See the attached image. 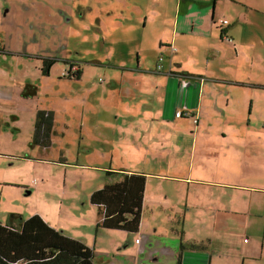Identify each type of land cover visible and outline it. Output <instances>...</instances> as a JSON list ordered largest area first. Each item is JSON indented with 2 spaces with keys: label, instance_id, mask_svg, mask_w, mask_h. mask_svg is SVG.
<instances>
[{
  "label": "crops",
  "instance_id": "obj_1",
  "mask_svg": "<svg viewBox=\"0 0 264 264\" xmlns=\"http://www.w3.org/2000/svg\"><path fill=\"white\" fill-rule=\"evenodd\" d=\"M96 2L87 8L96 16L100 31L107 30L110 38L111 33L119 32L113 45L120 59L110 62L119 73L112 74L101 88L86 82L83 85L89 68L71 60L80 64V75L64 78L80 85L58 97H65L69 107L81 105V129L83 116L95 113L97 105L104 111L109 104L118 109L114 121L103 124L105 130L119 136L112 140L110 134H104L110 150L104 157H119L118 168L107 169L116 173L109 174L105 184L121 180L123 175L118 172L123 171L146 176L137 232L148 239L144 243L145 238L138 241L139 236H131H135L132 244L136 253H164L160 246H154V239L160 236L173 247V257H169L172 264L179 254L180 264H244L249 250L260 247V242L264 249V128L252 125L254 113H263L264 0H176L172 10L164 0ZM150 22L157 26V34L148 45L136 33L140 24L146 27ZM32 32L38 42L47 38L44 34L49 31ZM125 47L139 52L136 62H130L132 59L123 52ZM2 49L0 69L9 66L2 61L8 54L37 57L27 50L17 53L13 48ZM150 53L155 56V68L147 63ZM160 55L167 60L164 70L158 72ZM88 63L104 65L99 57ZM170 70L182 71L187 78L175 79ZM155 74L161 78H151ZM27 84H19L22 86L15 95L33 97L23 94ZM179 110L181 116L176 115ZM96 119L100 125V116ZM57 125L56 120L54 133ZM34 129L35 123L33 133ZM21 182L0 181L2 185L23 187ZM103 186L93 188L91 195ZM146 215H151V223L145 220ZM42 217L92 246L83 233ZM99 221L97 212L98 226ZM161 228L169 230L171 236L161 233ZM180 231L184 242H189L186 247H181ZM244 234L254 241L244 245ZM97 241L96 237L94 246ZM104 254L109 256L111 250Z\"/></svg>",
  "mask_w": 264,
  "mask_h": 264
},
{
  "label": "rangeland",
  "instance_id": "obj_2",
  "mask_svg": "<svg viewBox=\"0 0 264 264\" xmlns=\"http://www.w3.org/2000/svg\"><path fill=\"white\" fill-rule=\"evenodd\" d=\"M164 1L170 10L175 8L176 0ZM89 3L90 6L97 5L96 0H0V37L3 46L9 51L11 48L18 53L27 50L41 56L39 59L7 53V60L2 59L9 66L6 67L7 71L4 67L0 69V181L19 180L24 186L13 187L0 183V221L6 223L12 213L23 217L39 213L52 223L76 229L91 241L93 264H172L169 257H173V247L169 240L160 236L154 239V246H160L164 253L138 255L137 247L132 244L135 236L133 239L131 236H139V232L107 229L96 223L98 209L90 200L91 191L106 183L110 178L107 169L118 168L116 163L119 160V157H115L114 161L109 155L104 157L110 151L105 145L108 139L104 134H110L112 140H118L119 136L113 130H105L103 124L114 121V111L118 109L109 104L104 111L97 105L95 113L83 116L81 129L79 123L83 122L81 116L84 113L81 105L69 107L70 103L65 97L62 100L58 97L60 93L80 85L79 82L72 83L70 79L64 78L63 71L69 66L66 59L77 60L89 68L83 78V85L85 82L92 87L107 85L111 75L119 73L114 66H110L112 60L120 59L113 45V38L119 32L111 33L110 38L107 30L100 31L96 16L88 9ZM153 24L150 22L146 27L140 24L139 32L136 33L144 37L148 45L157 34V26ZM34 25L37 29L31 28ZM45 29L49 31L44 34L47 38H39L35 42L32 30L40 33ZM91 50H94L95 56ZM123 52L132 59L130 62L137 61L138 51L131 52L129 47H125ZM43 56L57 58L50 71L52 75L48 78L43 72ZM93 57H99L104 65L97 67L88 63ZM154 59V54H148L147 63L153 68ZM153 76L161 78L159 74L151 78ZM173 76L180 79L177 75ZM27 83L37 86V94L30 98L15 95L22 86L19 84ZM37 104L38 109H54L58 125L50 148L33 144V127L38 110L34 109ZM261 105L263 113H254L252 116V125L256 129L264 128V102ZM97 115L100 116V125ZM29 185L32 187H27ZM157 219L160 220V217ZM145 220L151 223V215H146ZM186 227L190 234L191 226L187 224ZM160 232L171 236L169 230L161 228ZM177 235L182 240L181 247H186L189 242H184L183 233L180 231ZM244 235V245L254 241L253 237ZM96 237L98 241L94 246ZM128 237L130 240H127ZM143 238L139 236V240ZM147 239L143 242L146 243ZM110 250L111 254L105 256L104 252ZM240 251H243L242 247ZM248 253L244 264H264L261 242L260 247ZM174 258L175 264H179V255Z\"/></svg>",
  "mask_w": 264,
  "mask_h": 264
},
{
  "label": "trees",
  "instance_id": "obj_3",
  "mask_svg": "<svg viewBox=\"0 0 264 264\" xmlns=\"http://www.w3.org/2000/svg\"><path fill=\"white\" fill-rule=\"evenodd\" d=\"M3 46L0 52L4 53ZM175 49V48H174ZM44 74H49L57 59L43 56ZM164 55L158 56L156 70H164ZM187 78L183 72H168ZM80 72L75 74L79 76ZM23 94H37V86L28 83ZM55 114L39 109L36 114L33 144L42 147L52 145L55 132ZM108 174L116 173L107 171ZM123 175L116 182L107 183L91 195L97 206L99 225L108 229L139 231L144 201L146 176L137 172H118ZM138 241H140L138 239ZM182 249V248H181ZM181 254H179V264ZM94 250L82 240L66 234L51 225L40 214L23 217L12 213L6 223L0 221V264H93Z\"/></svg>",
  "mask_w": 264,
  "mask_h": 264
},
{
  "label": "flooded vegetation",
  "instance_id": "obj_4",
  "mask_svg": "<svg viewBox=\"0 0 264 264\" xmlns=\"http://www.w3.org/2000/svg\"><path fill=\"white\" fill-rule=\"evenodd\" d=\"M0 46H3V44H2V41H1V37H0ZM18 53V52H17ZM37 57H39V56H37ZM52 57V56H51ZM57 59V58H56ZM66 61H68V59H66ZM68 64H69V66L66 68V69H68V68H70L72 65H77L78 66V70L76 71V72H69L68 74H66V75H64L63 74V76L64 77H69V78H72V77H74V78H77V77H75V74H77V73H79L80 72V64L79 63H76V62H73V61H69L68 62ZM50 74V73H49Z\"/></svg>",
  "mask_w": 264,
  "mask_h": 264
},
{
  "label": "built area",
  "instance_id": "obj_5",
  "mask_svg": "<svg viewBox=\"0 0 264 264\" xmlns=\"http://www.w3.org/2000/svg\"><path fill=\"white\" fill-rule=\"evenodd\" d=\"M224 22H227L226 20ZM78 70V66L77 65H72L70 68L68 69H65L63 71V74L66 75L68 74L69 72H76ZM177 116H181L182 115V111L179 110L177 113H176Z\"/></svg>",
  "mask_w": 264,
  "mask_h": 264
}]
</instances>
